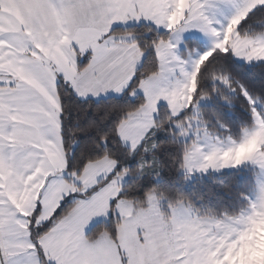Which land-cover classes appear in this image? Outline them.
<instances>
[{
  "label": "snow or ice",
  "instance_id": "1",
  "mask_svg": "<svg viewBox=\"0 0 264 264\" xmlns=\"http://www.w3.org/2000/svg\"><path fill=\"white\" fill-rule=\"evenodd\" d=\"M173 170H234L239 214H164L130 247L146 192L183 203ZM260 223L264 0H0V264H264Z\"/></svg>",
  "mask_w": 264,
  "mask_h": 264
},
{
  "label": "trees",
  "instance_id": "2",
  "mask_svg": "<svg viewBox=\"0 0 264 264\" xmlns=\"http://www.w3.org/2000/svg\"><path fill=\"white\" fill-rule=\"evenodd\" d=\"M250 86L254 88L260 87V79L253 77L249 79ZM230 116H236V123L243 121L244 117H240L237 113H229ZM209 131L214 129L209 128ZM244 176H250L249 173L243 172ZM165 178L169 182V186L173 189V197L182 199L183 202L189 203L195 212H199L202 216L206 214L211 215H223L225 213L231 215H238L240 211V204L238 201V190L235 187H231L236 180L241 181L243 187L242 178L235 174V172L224 173L220 175H209L207 177L196 178L195 183L190 187H185L184 176L182 172L179 174L174 170L166 173ZM159 188L150 189L146 192V197L156 195L159 200H163L162 195H158ZM131 202V201H129ZM148 202V201H147ZM176 204L165 202L161 207L177 206ZM137 207L143 208V205L137 203ZM166 210V209H164Z\"/></svg>",
  "mask_w": 264,
  "mask_h": 264
},
{
  "label": "rangeland",
  "instance_id": "3",
  "mask_svg": "<svg viewBox=\"0 0 264 264\" xmlns=\"http://www.w3.org/2000/svg\"><path fill=\"white\" fill-rule=\"evenodd\" d=\"M202 47L207 46V41H202L201 43ZM150 120V117H149ZM150 126V123L145 122L143 118H140L135 124L129 125L124 124L121 128V134L125 138H130L133 140H138L142 137L143 132L146 131L147 127ZM252 149L251 147L249 149H246L245 151L240 152L238 155L243 158L247 155L248 152H250ZM242 172L249 173L250 176L255 174L254 169L251 167L247 169H242ZM229 172H235L234 170H225L223 173H229ZM212 170H208L205 173H199L190 175V178L188 180H185V187H190L192 184H194L196 178H202L207 177L209 175L215 176L220 175ZM182 175L184 176L183 172ZM151 199L148 200L149 208L152 207L153 204L156 205V211L155 213H146L143 208L137 207L138 214L137 217L134 220V223L131 226H126L124 229H122V239L127 240L129 243V246L131 247V237L135 235V228L139 224H153L155 222H158L162 220L164 214H168L170 218H175V220L178 223H185L190 218L191 220L197 219L196 212L192 209L191 205L189 206V203L183 202L180 203L177 206H169L168 207H161V201L156 195H152L150 197ZM127 203V215L132 216V202H126ZM166 209V210H164ZM202 216L201 214H199ZM244 254H250L249 258L253 260H260L264 259V223H260L255 228V231L249 235L247 246L243 250Z\"/></svg>",
  "mask_w": 264,
  "mask_h": 264
},
{
  "label": "crops",
  "instance_id": "4",
  "mask_svg": "<svg viewBox=\"0 0 264 264\" xmlns=\"http://www.w3.org/2000/svg\"><path fill=\"white\" fill-rule=\"evenodd\" d=\"M125 124H127V123H125ZM123 126V125H122ZM122 128V127H121Z\"/></svg>",
  "mask_w": 264,
  "mask_h": 264
}]
</instances>
